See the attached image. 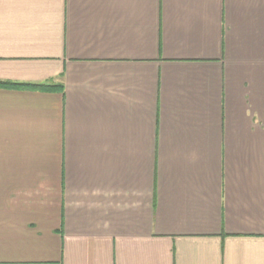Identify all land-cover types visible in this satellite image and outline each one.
Listing matches in <instances>:
<instances>
[{
    "label": "crops",
    "instance_id": "obj_1",
    "mask_svg": "<svg viewBox=\"0 0 264 264\" xmlns=\"http://www.w3.org/2000/svg\"><path fill=\"white\" fill-rule=\"evenodd\" d=\"M0 264H264V0H0Z\"/></svg>",
    "mask_w": 264,
    "mask_h": 264
},
{
    "label": "trees",
    "instance_id": "obj_2",
    "mask_svg": "<svg viewBox=\"0 0 264 264\" xmlns=\"http://www.w3.org/2000/svg\"><path fill=\"white\" fill-rule=\"evenodd\" d=\"M0 88L18 90H48L52 87L43 84H22L0 81Z\"/></svg>",
    "mask_w": 264,
    "mask_h": 264
}]
</instances>
